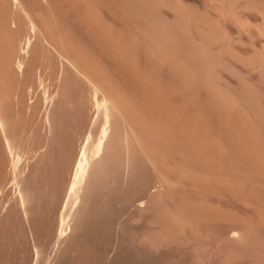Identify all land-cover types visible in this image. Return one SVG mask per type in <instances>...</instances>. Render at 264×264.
Here are the masks:
<instances>
[{"label":"rangeland","instance_id":"obj_1","mask_svg":"<svg viewBox=\"0 0 264 264\" xmlns=\"http://www.w3.org/2000/svg\"><path fill=\"white\" fill-rule=\"evenodd\" d=\"M0 264H264V0H0Z\"/></svg>","mask_w":264,"mask_h":264},{"label":"bare ground","instance_id":"obj_2","mask_svg":"<svg viewBox=\"0 0 264 264\" xmlns=\"http://www.w3.org/2000/svg\"><path fill=\"white\" fill-rule=\"evenodd\" d=\"M15 2H16V0H14ZM34 31H35V27L34 26H31V33H34ZM32 42V41H31ZM29 45H30V38H28V39H26V41H25V44L23 45L24 47L22 48V53H26L27 52V49H28V47H29ZM72 61V60H71ZM22 64H21V62H19L18 63V68L19 69H21L22 68ZM97 90H98V88H96ZM99 91V90H98ZM97 94V91L95 92V95ZM99 95V94H98ZM47 96V95H46ZM97 98V95H96V97H95V106H96V108H98L99 106L101 107L102 106V104H104V103H106V102H104L103 103V101L104 100H106V99H104V100H102V103L99 101V99H96ZM105 98V97H104ZM94 105V104H93ZM107 105V104H106ZM99 107V108H100ZM98 108V109H99ZM101 109H102V107H101ZM104 110V109H103ZM106 115V114H105ZM108 115V114H107ZM107 115L105 116V119H106V122H108L109 123V121H108V119L109 118H107ZM107 124V123H106ZM107 126V125H106ZM105 126V128L102 130V134H101V138L97 141V144H96V146L94 147V150H95V152H96V154L97 155H95V157H97L99 154H100V151H101V149H102V146H103V142L105 141L104 139L106 138V135H107V127ZM93 150V151H94ZM84 152V151H83ZM92 154V153H91ZM87 156V155H86ZM85 156V153H83V154H81V159L78 161V164H77V177H76V179H75V182H74V187L76 188V191L77 192H79L81 189H82V187H84L83 186V183H84V180H85V177H86V174L88 173L87 171H88V169H87V164H89L88 162H87V160H88V157H86ZM92 157L91 158H95L93 155H91ZM74 192H75V190H74ZM76 193V192H75ZM77 194V193H76ZM79 194V193H78ZM64 227V226H63ZM61 230H60V234L59 235H63L64 234V232H65V230H66V228L64 227V228H60ZM236 232V231H235ZM65 235V234H64ZM233 236H235V235H233Z\"/></svg>","mask_w":264,"mask_h":264}]
</instances>
